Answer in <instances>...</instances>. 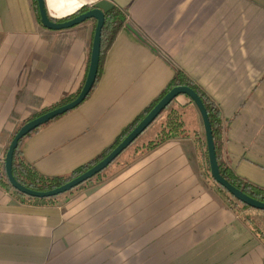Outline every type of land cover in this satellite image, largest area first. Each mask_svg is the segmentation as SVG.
Returning <instances> with one entry per match:
<instances>
[{
	"label": "crops",
	"instance_id": "0c3cea01",
	"mask_svg": "<svg viewBox=\"0 0 264 264\" xmlns=\"http://www.w3.org/2000/svg\"><path fill=\"white\" fill-rule=\"evenodd\" d=\"M106 1L160 55L121 29L92 95L25 140V159L48 177L87 164L166 89L171 63L231 120L229 168L264 189V0ZM95 29L90 20L52 31L37 20L33 0H0V163L19 125L77 95ZM194 107L187 120L200 128ZM124 171L92 198L59 207L28 204L0 186V264H114L121 258H109L118 252L106 246L131 241L145 245L146 264H264L253 226L201 188L181 142Z\"/></svg>",
	"mask_w": 264,
	"mask_h": 264
},
{
	"label": "water",
	"instance_id": "95a60500",
	"mask_svg": "<svg viewBox=\"0 0 264 264\" xmlns=\"http://www.w3.org/2000/svg\"><path fill=\"white\" fill-rule=\"evenodd\" d=\"M71 7L67 8L69 11L64 16L55 15L56 19L66 18L65 22H55L49 12L52 11L50 0H37L38 10L40 14V22L46 29L52 31H62L74 28L87 21L95 20L97 22L92 51L90 56L89 68L86 80L80 93L70 102L53 108L52 110L41 114L40 116L25 123L14 136L11 141L8 152L5 157V168L10 185L17 192L35 199H47L66 194L85 182L91 180L96 175L108 168L127 148H129L166 110V108L174 102L179 96H187L196 106L202 120L205 131L208 157L210 163V170L212 178L222 187H224L234 198L238 201L258 211L264 212V203L243 193L241 190L230 184L220 173L219 163L216 156V147L211 128V123L208 117L207 110L201 100L200 96L190 87L180 86L172 89L167 93L159 103L150 111V113L139 123V125L100 163L84 172L80 176L67 182L66 184L49 191H35L31 190L21 183H19L13 175L12 166L13 158L19 142L33 131L47 125L49 122L61 117L68 112L78 108L85 102L91 93L99 71L101 44H102V30L105 24V15L113 9L114 5L106 0H69ZM89 8V9H88ZM88 9V10H86ZM132 32L140 41L150 46L144 37L135 29L130 23L125 26Z\"/></svg>",
	"mask_w": 264,
	"mask_h": 264
},
{
	"label": "trees",
	"instance_id": "16d2710c",
	"mask_svg": "<svg viewBox=\"0 0 264 264\" xmlns=\"http://www.w3.org/2000/svg\"><path fill=\"white\" fill-rule=\"evenodd\" d=\"M33 9L35 12V16L37 20L40 22V14L38 10V3L37 0H33ZM95 23V28L97 22L95 20H92ZM127 17L126 15L120 10L118 7L114 6L112 10H110L105 15V24L102 30V44H101V57H100V65H99V71L97 75V79L95 82V85L87 97L86 100L89 99V97L92 95L94 90L96 89L102 73H103V67L106 55L110 48L113 45V42L115 41L118 33L121 29L125 28L127 24ZM41 23V22H40ZM94 39V38H93ZM92 44L93 40L91 41L90 48H89V62H90V56L92 51ZM150 47L160 55L158 51H156L151 45ZM170 63V62H169ZM170 65L173 67V70L175 72V75L169 85L166 87V89L157 97L139 116L135 118V120L129 124L127 127H125L121 134L118 136V138L115 140V142L108 148L104 149L100 154H98L95 158L90 160L87 164L77 168L72 173H70L67 176H61V177H48L45 175H42L37 171V169L30 164L24 157V153L22 150L23 144L25 140L31 138L34 134H36L41 128L33 131L32 133L28 134L25 138H23L18 145V148L16 149L14 153L13 158V166L12 171L13 175L16 178V180L21 183L23 186L35 190V191H49L53 190L55 188H58L67 182L73 180L74 178L80 176L84 172L88 171L98 163H100L102 160H104L138 125L139 123L150 113V111L159 103V101L172 89L180 86H187L192 88L201 98L203 101V104L207 110L208 117L211 123V128L213 132L215 147H216V156L219 163V169L221 175L234 187L241 190L246 195L250 196L253 199H256L258 201H261L264 203V189L259 188L248 181H245L244 179L238 177L230 168L228 165L224 163L222 160V145L220 143L222 142L223 134L227 132L229 124H231V120L229 122H226L223 120L221 111L217 104L199 87L197 86L183 71L176 68L174 65L170 63ZM85 82V81H84ZM84 85V83H83ZM82 85V87H83ZM82 87L80 88L77 95L80 93ZM77 95L71 96L67 99H64L59 106L66 104L70 101H72ZM173 103V102H172ZM171 103V104H172ZM170 104V105H171ZM169 105V106H170ZM169 106L166 108V110L169 108ZM165 110V111H166ZM164 111V112H165ZM47 112V111H44ZM182 116V113L180 114ZM180 115L175 110H172L171 114L169 115V121L166 127L162 130L160 133L161 138L159 143L155 142L152 143V148H156L157 146L165 143L166 141L172 139L173 137L178 138L179 136L183 137V135L187 132L188 128L184 124V120L180 119ZM184 115V113H183ZM60 118V117H58ZM56 118V119H58ZM55 119V120H56ZM52 122V121H51ZM50 123V122H49ZM48 123V124H49ZM47 124V125H48ZM46 126V125H45ZM44 127V126H43ZM16 135V133H15ZM14 135V136H15ZM227 141V139H226ZM11 144V143H10ZM9 144V146H10ZM9 146L6 149V153L8 152ZM210 164L208 162V168ZM102 173V172H101ZM99 175V174H98ZM97 175V176H98ZM214 180V179H213ZM215 181V180H214ZM89 182V181H87ZM85 182V183H87ZM84 183V184H85ZM219 189H221L223 192H226L230 194L224 187L220 186L216 181L214 182ZM83 185V184H82ZM0 186L8 191H10L13 195H15L17 198L24 200L28 204H37L41 206H57L59 205V200L56 198H59L60 196L53 197V198H47V199H35L31 197H26L25 195L17 192L12 188V186L9 183L6 168H5V160L0 163ZM81 186V185H80ZM247 206V205H245ZM248 207V206H247ZM249 225L253 226V229L255 230L256 234L259 236V238L264 243V236L261 235L260 229H258V226L256 224H253L252 221L244 219ZM257 229H255V228Z\"/></svg>",
	"mask_w": 264,
	"mask_h": 264
},
{
	"label": "rangeland",
	"instance_id": "374dc122",
	"mask_svg": "<svg viewBox=\"0 0 264 264\" xmlns=\"http://www.w3.org/2000/svg\"><path fill=\"white\" fill-rule=\"evenodd\" d=\"M128 23L130 22L128 21L127 24ZM188 105H194V104L190 100V98H188L187 96H179L177 99H175L174 102L169 106V108L165 112H163L156 119V121L102 173H100L98 176L96 175L94 178L89 180V182L75 188L74 190L66 194L61 195L59 198H56V200L57 199L59 200L58 202L59 205H57L56 207L64 206L69 201L73 200V198L75 197H85V198L91 197L92 198V196L98 190L97 188L99 185L105 183L107 180H109L113 176H116L118 174L121 175V173L123 174L125 172L124 171L125 169L135 164L138 160L154 152L157 148H159L160 146H163V144L169 141L171 142L177 141L183 144L185 151L187 152L189 156L191 167L194 168L197 174L201 188L204 191L207 190V193L211 197H215L218 201H220L225 207H227L239 219H241L243 223L248 224L244 219L252 221L253 224H256L258 226V229L255 227L254 228L257 230L260 229L259 231L261 235H264V212L245 206L243 203H241L236 198H234L231 194L223 192L214 183L215 181L213 180L211 176L210 166L208 168L209 157H208V150H207V143H206L204 127L200 126V128H197V125L192 124V122L188 121L189 119L187 120L188 116L190 115ZM194 108H196V106ZM50 110H47V112ZM172 110H175L176 112H178L179 115L182 113V116L180 115L179 120L180 119L184 120V124L188 128L187 132L183 135V137L181 136H179L178 138L173 137L172 139L157 146L156 148H152V143H155V142L159 143L160 138H161L160 133L168 124V121L170 118L169 115L171 114ZM44 113L46 112L35 115L31 117L29 120H27L26 122H24L23 124L19 125L16 128L13 135L11 136L9 144L14 139L15 133H17L19 129L25 123H27L28 121ZM189 118L193 119L191 115L189 116ZM227 138L228 136L226 132L223 134L222 142L220 143L223 149L222 160L224 161L226 165H228V162L225 156V151H226L225 147L227 145V141H226ZM86 190L88 192L83 193V191H86ZM131 190L132 192H135V189L133 190V187H131ZM105 249L107 250L108 254H110L112 250H115V251L117 250L118 253L114 255L111 254L112 256H110L109 258H112L113 256L117 258L120 256L121 262L118 259V261L114 264H146V261L144 260L145 245L140 244L139 242L137 243V242L131 241L130 247L122 246L121 248H119L118 246L112 247V246L107 245ZM134 251H137V253ZM108 261H109L108 264H112L111 260H108Z\"/></svg>",
	"mask_w": 264,
	"mask_h": 264
},
{
	"label": "bare ground",
	"instance_id": "6f19581e",
	"mask_svg": "<svg viewBox=\"0 0 264 264\" xmlns=\"http://www.w3.org/2000/svg\"><path fill=\"white\" fill-rule=\"evenodd\" d=\"M50 6L52 9L51 12L53 13V11L55 12V10H57L59 12V16H62V11H61L62 6H64L65 8L71 7L69 0H50ZM53 15H54V13H53ZM55 15L58 16V14H56V13H55Z\"/></svg>",
	"mask_w": 264,
	"mask_h": 264
}]
</instances>
